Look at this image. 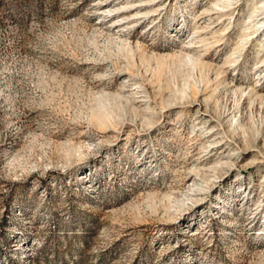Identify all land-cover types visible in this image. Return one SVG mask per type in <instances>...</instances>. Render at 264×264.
<instances>
[{
	"label": "rangeland",
	"instance_id": "374dc122",
	"mask_svg": "<svg viewBox=\"0 0 264 264\" xmlns=\"http://www.w3.org/2000/svg\"><path fill=\"white\" fill-rule=\"evenodd\" d=\"M261 1L0 0V264H264Z\"/></svg>",
	"mask_w": 264,
	"mask_h": 264
},
{
	"label": "bare ground",
	"instance_id": "6f19581e",
	"mask_svg": "<svg viewBox=\"0 0 264 264\" xmlns=\"http://www.w3.org/2000/svg\"><path fill=\"white\" fill-rule=\"evenodd\" d=\"M225 1V0H224ZM262 4L264 5V0L261 1ZM229 5V4H228ZM254 17V16H253ZM261 18V17H260ZM255 27V26H254ZM257 28L255 29L256 31H260L264 29V17H262L261 19H259L257 21Z\"/></svg>",
	"mask_w": 264,
	"mask_h": 264
}]
</instances>
